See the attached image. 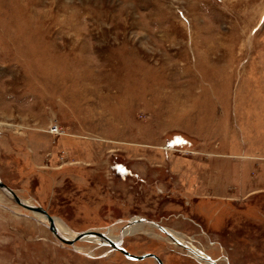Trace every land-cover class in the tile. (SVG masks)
<instances>
[{
	"label": "rangeland",
	"instance_id": "rangeland-1",
	"mask_svg": "<svg viewBox=\"0 0 264 264\" xmlns=\"http://www.w3.org/2000/svg\"><path fill=\"white\" fill-rule=\"evenodd\" d=\"M0 180L67 236L264 264V0H0ZM32 218L0 190V264H156Z\"/></svg>",
	"mask_w": 264,
	"mask_h": 264
},
{
	"label": "water",
	"instance_id": "water-1",
	"mask_svg": "<svg viewBox=\"0 0 264 264\" xmlns=\"http://www.w3.org/2000/svg\"><path fill=\"white\" fill-rule=\"evenodd\" d=\"M0 190L6 195L8 196V194L11 195V199L19 204L22 208L29 210L30 212L39 215V217L44 218L48 224H45V222H42V224L47 227L52 234L57 238V240H59L61 243L64 244H68L70 246H72L73 251L81 253L82 255H85L82 252H79L75 249V247L73 246L74 243L76 241H80V240H84L85 238L88 237H97L99 239H103L105 241H107L109 244V246L112 247V250L115 251H119L121 252L127 259L132 260V261H141L145 258H152L153 260H155L156 264H163V262L161 261V259L156 256L155 254H143L140 256H136L133 255L131 253H129L128 251H126L123 247H122V243H123V234L122 231L124 228L130 226V225H136L138 224H148V225H152L154 226L156 229H158L162 234H164L167 238H169L173 244L177 245L178 247L186 250L189 254L193 255L195 258H197L198 260H202L204 262H206L207 264H216L215 260H213L210 256H208L207 254L203 253L200 250H194L192 248H190L189 246L179 242L177 239H175L171 233L168 232L167 229H165L164 227L160 226L158 223L147 220L145 218H135V219H130L128 221H126L124 227H122L119 231V234L117 236V241L116 242H112L110 241L105 233L102 232H98L96 230H85V231H81V232H72V234H75V236L73 238L70 239H65L61 233L59 232L56 224H55V218H53L52 216H50L46 210H44L42 207L40 206H34V205H30L27 204L26 202H24L22 199H20L14 191H12L9 187H7L1 180H0ZM10 198V197H9ZM35 221L40 222L38 219L36 218H32Z\"/></svg>",
	"mask_w": 264,
	"mask_h": 264
},
{
	"label": "bare ground",
	"instance_id": "bare-ground-1",
	"mask_svg": "<svg viewBox=\"0 0 264 264\" xmlns=\"http://www.w3.org/2000/svg\"><path fill=\"white\" fill-rule=\"evenodd\" d=\"M8 197H10L11 198V195L10 194H8ZM27 204H30V205H32L31 203H29V202H26ZM40 218V219H39ZM38 218V220L40 221V222H45L46 220L44 219V218H41V217H39ZM55 224H56V226H57V228H58V230H59V232L61 233V235L65 238V239H70V238H73L74 236H75V234H71V235H65L64 234V232L66 231V230H64V229H66L59 221H57L56 219H55ZM141 225L142 224H136V225H130V226H128V227H126V228H124L123 229V231H122V234H123V236H125V235H128V234H132V232H134L135 233V231H137V230H139L140 228H141ZM149 226H152V225H149ZM124 227V226H123ZM152 227H154V226H152ZM155 228V227H154ZM62 230V231H61ZM108 232H110V229H108V231L107 232H105V235H106V237L110 240V241H112V242H116L117 241V237L116 238H110V236H108ZM169 232V231H168ZM170 233V232H169ZM171 235H172V233H171ZM173 236V235H172ZM178 237V236H177ZM175 238V237H174ZM181 238V237H180ZM180 238H175V239H177V240H179ZM84 240H89V241H91V242H97L98 244H104V245H107V244H109L107 241H105V240H103V239H99V238H97V237H88V238H85ZM179 242H181L180 240H179ZM181 243H183L184 244V241H183V239H182V242ZM187 243V242H186ZM176 245V244H175ZM185 245H187V244H185ZM190 248H192L193 249V247L190 245ZM195 250V249H194ZM188 253V252H187ZM189 254V253H188ZM191 255V254H190ZM197 262H203L204 264H207L206 262H204V261H202V260H198L197 258H195L193 255H191Z\"/></svg>",
	"mask_w": 264,
	"mask_h": 264
},
{
	"label": "flooded vegetation",
	"instance_id": "flooded-vegetation-1",
	"mask_svg": "<svg viewBox=\"0 0 264 264\" xmlns=\"http://www.w3.org/2000/svg\"><path fill=\"white\" fill-rule=\"evenodd\" d=\"M199 264H204L203 262H200Z\"/></svg>",
	"mask_w": 264,
	"mask_h": 264
}]
</instances>
